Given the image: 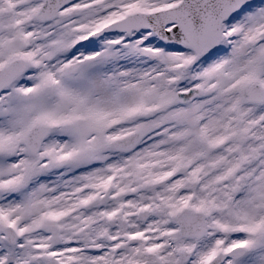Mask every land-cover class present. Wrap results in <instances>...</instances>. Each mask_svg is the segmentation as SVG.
Masks as SVG:
<instances>
[{
  "label": "snow or ice",
  "instance_id": "1",
  "mask_svg": "<svg viewBox=\"0 0 264 264\" xmlns=\"http://www.w3.org/2000/svg\"><path fill=\"white\" fill-rule=\"evenodd\" d=\"M0 264H264V0H0Z\"/></svg>",
  "mask_w": 264,
  "mask_h": 264
}]
</instances>
